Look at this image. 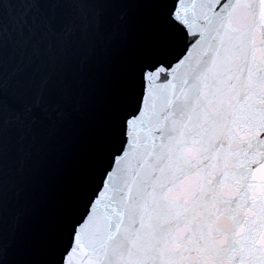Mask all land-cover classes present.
<instances>
[{
  "label": "snow or ice",
  "instance_id": "6c2138e0",
  "mask_svg": "<svg viewBox=\"0 0 264 264\" xmlns=\"http://www.w3.org/2000/svg\"><path fill=\"white\" fill-rule=\"evenodd\" d=\"M0 264H264V0H0Z\"/></svg>",
  "mask_w": 264,
  "mask_h": 264
}]
</instances>
